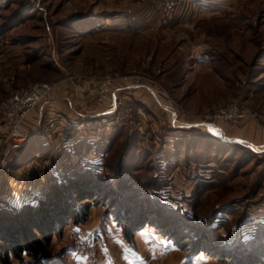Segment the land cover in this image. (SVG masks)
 <instances>
[{
  "label": "rangeland",
  "instance_id": "obj_1",
  "mask_svg": "<svg viewBox=\"0 0 264 264\" xmlns=\"http://www.w3.org/2000/svg\"><path fill=\"white\" fill-rule=\"evenodd\" d=\"M161 1L0 0V29L4 30L0 32V205L32 202L77 169L91 168L103 179L124 176L126 167L121 166L120 158L126 137H121L111 152L95 155L91 146L101 135L116 131L117 126L127 127L131 135L139 133L132 142L137 144L134 155L142 160L134 166L141 172L131 168L128 176L151 189V177L159 168L153 170L149 165L155 154L163 151L164 141L175 130L180 134L197 127L223 140L241 143L259 157L241 152L237 158L226 160L227 164H219L225 174L196 163L186 165L182 160L176 170L165 168L169 176L165 195L178 198L189 208L197 205L200 218L233 206L220 230L225 234L248 218L264 222V0H236L223 11L174 28L159 23L156 16L126 27L117 24V19L106 23V17L123 13L134 17L153 7L159 12ZM22 10L27 11L25 19L6 28ZM83 27L84 33L80 31ZM200 52L211 59L205 67L193 65V53ZM106 79L119 91L117 110L110 111L115 108L110 92L92 94L103 87ZM40 83L56 87L24 117L22 126L39 125L38 132H44L52 117L61 114L57 112L44 122L41 111L51 98H66L71 103L66 111L84 115L88 122L83 123L81 118L72 123L64 116L70 123L65 140L60 138L58 144L51 139L46 151L41 140L26 162L11 167L26 141L17 146L12 139L6 142L17 119L8 118L4 105ZM232 103L245 115L238 124L205 117ZM104 112L110 115L103 117ZM90 114L94 116L86 118ZM124 121L128 125L121 124ZM143 124L148 125L144 133L140 129ZM81 140L89 142L91 148L80 145ZM239 160L242 164H237ZM78 173L81 178L83 173ZM200 173L220 176L221 184L196 189L195 197L186 198L196 185L192 176ZM108 201L97 203L90 217L94 208L104 216L111 215ZM72 226L70 222L60 236L52 235L44 250L65 262L63 253L76 244ZM31 252L24 262H36L35 252ZM7 264L21 262L12 257Z\"/></svg>",
  "mask_w": 264,
  "mask_h": 264
},
{
  "label": "trees",
  "instance_id": "obj_2",
  "mask_svg": "<svg viewBox=\"0 0 264 264\" xmlns=\"http://www.w3.org/2000/svg\"><path fill=\"white\" fill-rule=\"evenodd\" d=\"M25 13L27 11H19L11 18L6 28L10 29L19 24L25 19ZM2 30L0 29V32L4 31ZM80 31L86 32L84 27ZM116 129L101 135L91 146L95 155L103 151L111 152L116 143L121 141V137H126L120 158L123 164L121 166L126 167V170L123 168L124 176L118 174L116 180L110 176L103 179L91 168L80 171L77 169L74 170L75 174L69 173L71 177L65 181H59L52 189L42 191L32 202H26L24 205H0V264L9 263L12 257L18 259L21 264H30L24 260L33 254L31 249L35 252L33 259L36 261L31 264H64L58 255L44 250V245L49 243L52 235L60 236L70 222L73 225L88 222L91 209L106 200H109L110 205L107 211L115 215L114 219L132 241L142 229L153 228L173 245L187 252L189 257L205 253L216 258L218 262L264 264V222L255 217L248 218L234 229L227 230L225 234L220 230L226 225L233 206L213 211L209 216L200 218L197 215V205L194 206L196 208H189L182 201H178V198L165 195L168 193L166 187L169 182L166 180L169 176L164 173L165 168L176 170L183 160L186 165L196 163V166L200 164L205 168L217 170L218 174H225V168L219 167L220 163L225 161L227 164L226 160L237 158L241 152L259 157L256 152L241 143L223 140L197 127L180 134L175 130L172 136L164 141L163 151L157 152L151 159L149 168L159 169L158 173L151 177L150 189L147 184L128 176V170L137 168L134 163L142 161L133 152L137 144L132 142V137H137L139 133L131 135L128 128L123 126H117ZM40 138L43 139L42 149L46 151L51 140L44 138L43 132H36L22 145L19 155L11 161L10 166L19 167L26 162L39 145ZM79 144L91 148L85 140H81ZM146 158L147 155L145 160ZM239 161L241 163L237 164H242V160ZM137 169L140 171V167ZM78 172L84 175L80 178L81 174ZM192 177L196 185L191 195L186 198L197 195L196 189L205 190L214 184H221L220 176L200 173ZM38 251L40 253L36 255Z\"/></svg>",
  "mask_w": 264,
  "mask_h": 264
},
{
  "label": "crops",
  "instance_id": "obj_3",
  "mask_svg": "<svg viewBox=\"0 0 264 264\" xmlns=\"http://www.w3.org/2000/svg\"><path fill=\"white\" fill-rule=\"evenodd\" d=\"M235 1L236 0H198L196 4L186 7L182 6L176 11L171 22L168 26L166 25V27L174 28L181 25V23H184V25L195 23L200 17H208L217 11H223L222 9H226ZM157 13L159 14L157 9L153 7L143 10L141 15L138 14L134 17L128 15L129 13H123L121 16L117 15V17H106V23L110 22L111 19H117L115 20L118 21L117 24L126 27L128 23H137L139 19H154L155 16L158 18L159 15ZM119 32L123 33L121 31ZM193 54L194 59H191L193 65L195 61H200L202 63L201 65L205 67L211 60L202 52L199 54ZM62 99L65 103H68L65 100L66 98ZM54 100V98L48 100L44 105L45 109L41 111L44 115V122L47 123L49 121L48 117L57 112L61 113V115L66 118H70L72 123L78 122L81 118V121L84 122V115L82 116L78 113L73 114L72 111H66V108L68 106L70 107L71 103L65 104L63 101ZM92 116H94V114H90L86 116V118ZM57 117L58 115L52 117L51 121H54ZM32 127L37 130L39 125L36 126V128L35 126L30 125L31 129H33ZM228 135L232 136V134ZM44 137L47 136L44 135ZM72 228L77 231L79 236L83 239L95 243L99 251L97 263L95 264H217L218 262L216 258L205 253L199 254L195 257L187 256V252L173 245L153 228H144L132 241L127 237L118 221L114 219V216H104L103 212L101 210L99 211L98 208L93 209L92 215L87 223L75 224ZM63 257L65 258L64 264H87L85 260L76 253L74 248L68 249Z\"/></svg>",
  "mask_w": 264,
  "mask_h": 264
},
{
  "label": "built area",
  "instance_id": "obj_4",
  "mask_svg": "<svg viewBox=\"0 0 264 264\" xmlns=\"http://www.w3.org/2000/svg\"><path fill=\"white\" fill-rule=\"evenodd\" d=\"M197 1L198 0H162L159 5L160 14L158 22L164 24V26L168 25L171 22L174 14L180 7H186L192 4H196ZM201 64L202 63L200 61H197L194 63V66H199ZM55 87L56 85L52 83H40L31 87L26 92L17 94L8 100V102L4 105V108L8 109L7 116L8 118H13L12 121H14L15 119L17 120L12 125L10 135L6 142H8L9 139H12L14 140L13 143H15L17 146L31 139L35 135V133L38 132V129L34 131V129L22 126L21 122L24 117L31 112V110L35 109L41 102H43L44 99L49 96V94H51ZM151 91L154 90L151 89ZM109 92L110 96L113 97V103L111 104V106L115 107L110 108V111L117 110L118 99L116 96L119 91L112 87V81L110 79H106L103 83V87H101L99 90L92 91V94L95 96L99 94L107 95L109 94ZM156 92L159 93V91ZM108 113L109 112H104L103 117H107L106 115H110ZM244 116V112H242L240 107L237 104L232 103L218 108L212 115H206L205 117L218 118L226 122L238 124ZM121 124L128 125L126 121L121 122ZM69 125L70 123H68L65 120L64 116L60 114L56 119H54V121L52 120L50 122V126L47 125V127H45L43 134L46 135L50 140L53 139L54 142L60 144V141L58 140L60 138L61 140H65L66 134H69V132H65V130L70 129ZM140 129L144 133L148 130V125L146 126L145 124H143ZM55 133H57V135ZM52 136H55V139ZM9 144H11V142ZM72 233H74V235L72 236L73 240H76V244L73 245L76 253L80 257H82L87 264L97 263L98 248L96 247L95 243H91L90 241L83 239L74 230L72 231Z\"/></svg>",
  "mask_w": 264,
  "mask_h": 264
},
{
  "label": "bare ground",
  "instance_id": "obj_5",
  "mask_svg": "<svg viewBox=\"0 0 264 264\" xmlns=\"http://www.w3.org/2000/svg\"><path fill=\"white\" fill-rule=\"evenodd\" d=\"M91 124H92V123H91ZM84 127H85V126H84ZM44 138H45V137H44ZM40 139H41V138H40ZM41 140L43 141V139H41ZM41 140H39V143H40ZM36 141L38 142V140H36ZM41 143H43V142H41ZM34 144H35V143H34ZM47 144H48V143H47ZM32 146H33V145H32Z\"/></svg>",
  "mask_w": 264,
  "mask_h": 264
}]
</instances>
